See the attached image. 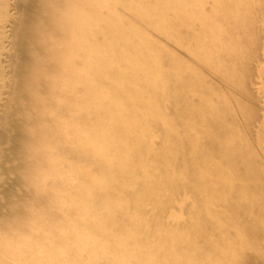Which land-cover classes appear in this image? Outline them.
I'll return each instance as SVG.
<instances>
[{
    "label": "rangeland",
    "instance_id": "1",
    "mask_svg": "<svg viewBox=\"0 0 264 264\" xmlns=\"http://www.w3.org/2000/svg\"><path fill=\"white\" fill-rule=\"evenodd\" d=\"M95 1L91 0L90 87L85 89L81 86L75 74L68 83H62L64 64L56 71L57 75H52V82H56L53 86L45 82L46 73L34 67L32 73L42 79L44 86L48 84L50 91L45 95H31L34 100L40 101L37 106L28 108L31 121L25 125L26 138H21L19 129L13 124L9 125L10 138L8 134L3 138L0 135V197L8 196L4 199V208L13 206L23 209L21 216L14 211L0 215V264H14V259L19 264H243V256L253 257L258 264H264V188L250 190L251 184L248 182L244 188L240 187L242 184L238 186L230 196L220 192L211 203L213 214L209 210L204 219L198 220L200 223L192 213L195 207L188 188L181 189L167 203L163 209L162 222L149 218L156 210L154 204L147 202L143 211L137 212L135 205L129 202L124 206L126 212L129 210L132 215L146 218L143 224L146 228H159L150 230L154 235L145 244L131 237L135 234L133 231L127 235L119 232L120 223L110 220L114 211L121 207L116 205L118 202L114 196L109 199L115 203L113 209L104 205L86 208L84 203L89 197L86 199L87 193L81 187L83 183H93L94 178H100L95 176L101 175L99 172L106 170L104 165L111 163L104 158L107 155L104 148L91 149L94 155L85 150L87 144L89 148L103 147L107 141L103 128L112 124L113 130L116 128L132 135L137 141L147 143L142 135L139 136L141 133H135V128L124 127L129 125L126 120L129 117L126 115L124 118L122 113L127 112V106L138 97L141 101L147 99L146 102L154 103L152 108H142L141 112L150 111L161 120H155L156 132H152L153 129L150 135H144L150 143L147 144L155 149L149 154L151 157H184L183 167L179 170L189 173L191 166L185 160L209 157L206 153L209 144L215 148L210 157L214 158V167L219 168L212 174L218 184L220 182L219 188L231 177L239 176L243 183L242 174L247 168L248 175L256 173L263 180L262 1L244 0V3L252 6L247 9L238 3L228 7L224 4L226 0H103V11L96 9ZM0 6L5 10L0 9L1 28L6 15H15L18 6L16 0H0ZM49 7L46 5V9ZM19 8L22 9V6ZM61 15L64 16V12ZM98 15L102 16L103 21L107 19V32L123 33L125 36H120L118 42L113 41L112 47L119 49V52L112 60H108L110 46H104L98 31H95ZM10 29L11 26L5 22L6 36L0 50V69L6 80L11 77L10 54L14 52ZM40 34L44 32L41 30ZM77 57H74L73 62ZM56 59L60 60L58 56ZM103 67L105 74L101 75ZM177 81L182 85L179 88L171 85ZM123 85L128 92L122 88ZM111 88L110 97L116 104L96 92ZM145 89L151 91L150 97H142ZM7 91L6 87L0 89V103L7 98ZM59 91L68 92L66 95L76 99L71 113L72 134L65 130L67 119L55 112L51 105L38 109V105L44 104L49 97L56 102L59 98L64 102L73 101L59 97ZM104 92L107 94L108 91ZM174 96H178L179 100H173ZM158 105L160 107L156 111ZM181 107L193 115L179 117ZM21 114L23 116L24 112ZM56 118L61 120V124L55 122ZM8 120H4L6 126ZM2 124L3 120L0 119V128ZM185 127L197 139L196 143L191 142L194 144L189 146L183 143L185 147L181 148L175 144L174 138L175 133H183ZM138 128H144V125ZM14 132L18 136H13ZM112 138L115 139L114 133ZM67 145L72 147L73 156L68 157L65 153ZM128 145L130 143L127 140L121 142L122 147ZM56 146L60 150H56ZM197 150L200 151L193 156ZM41 151L45 154L41 155ZM5 154L8 156L4 157ZM112 154L114 151L108 155L114 157ZM120 155L123 158L126 154ZM231 157H235L233 162ZM198 165L201 167L199 170H202L203 166ZM152 167L151 164L146 165L130 177L125 176L128 173L114 175V183L109 184L112 190H116L115 194L129 197L130 191L135 188L127 184L138 181L143 170ZM193 168L198 167L195 165ZM253 168H256L254 172ZM212 169V166L207 167L209 172ZM184 176L183 182L191 186L197 184L194 178L187 174ZM105 178L97 185L102 184ZM35 194L42 196L39 199L41 202L30 201ZM229 201L246 205L250 220L243 221L242 213L236 215L239 207L227 209L225 203ZM224 211L225 217L218 218L217 215ZM94 214L99 221L98 228L104 226L108 229L109 237L96 235L100 240L91 250H87L73 239L79 231L88 233L82 227L89 226L86 224L87 219ZM125 224L129 226L134 223L126 221ZM181 225L184 228L189 225L202 228L196 231L199 235L193 232L184 234L195 240L191 243L199 247L197 250L188 251L184 244L170 242L168 234L173 233L168 230L173 229L178 234L179 231L174 227ZM246 225L251 227L252 233L254 230L259 233L251 236L246 232L243 234L241 230ZM180 236L182 234L176 238ZM84 240L88 241L86 238ZM9 243L20 247L25 254L11 257L6 248ZM146 251L150 252L143 259ZM160 252L162 254L157 256Z\"/></svg>",
    "mask_w": 264,
    "mask_h": 264
},
{
    "label": "bare ground",
    "instance_id": "2",
    "mask_svg": "<svg viewBox=\"0 0 264 264\" xmlns=\"http://www.w3.org/2000/svg\"><path fill=\"white\" fill-rule=\"evenodd\" d=\"M102 1L103 0L95 1L97 4L96 9L98 11L102 9ZM261 1L263 3V6L261 5V10L264 11V0ZM225 2L226 3L224 4H226L228 7H230L232 3H238L247 9L252 7L250 4L244 3V0H226ZM16 5L18 6L16 7V14L12 16L6 15L5 18V22H7V24L11 26V29L9 31L10 36L12 37L11 45L14 49V52L13 54H10L11 66L9 71L11 72V77L6 80V77L2 74V70L0 69V80H2L3 82L0 85V89L5 87L8 88L7 98L2 101L3 103H0L1 112H3L0 114V119L3 120L2 127L0 128V135L3 138L6 134H8L10 135L8 138H10L11 134L9 133V125L12 126L13 124L17 129H19V135L22 139H24L27 137L25 136V125H27V123L31 121V119H29L30 114L28 108L31 107V105L37 106V103L40 101L34 100L31 95L37 93H42L45 95L50 91V86L48 84L44 86V82L42 81V79H38L36 75L32 73L31 70L34 67H39L44 73H46L44 76L45 82L53 86L56 82H52V75H57L56 71H58L61 64H64V71L62 76L64 78L61 79L62 83H68L73 74H75L76 81H79L81 86H83L85 89H88V86L90 87L88 69L90 65V40L92 36V27L90 25L91 0H16ZM46 5H50V7L46 9ZM19 6H22V9L19 8ZM24 6L26 7L25 9ZM0 9L5 11L1 6ZM61 12H64V16L61 15ZM97 20L98 24L95 31H98L100 35L98 37L101 38V42L103 41L104 46H107V44L110 46L108 60H112L119 52V49L117 50L115 49L116 47H112L113 41L118 42L120 36H122L121 38H124L125 36L123 33L113 34L110 31L107 32V28L109 25L106 21L107 19L103 21L102 16L98 15ZM5 22L0 28V50L2 48V41L6 36L4 35ZM41 30L44 32V34L42 35L40 34ZM105 49L107 48L105 47ZM57 56L60 58V60L56 59ZM75 56L78 57L73 62ZM103 69L104 67L101 68V75L105 74V71H102ZM116 84L119 85V82H117ZM171 85H175L176 88L182 86L179 81ZM72 86L73 84L70 85V87ZM122 88H125L126 90V87L124 85L122 86ZM111 90L112 88L109 90H96V92H99L98 94H102L105 98L110 99L112 104L113 102L116 104V101L112 97H110V95H112V93L110 92ZM2 91L3 89L1 90V93ZM104 91H108L107 94ZM150 92L151 91L149 89H145V92H142V97H150ZM67 93L68 92L65 91H59L57 95L59 97L68 98L71 101L73 100L72 102H64L60 98L58 99V102H56L51 97H49L44 104L42 103L38 105V109L43 108V106L51 105V108L55 112H58L59 115L67 119V122L65 123V130L68 134H72L73 117L71 116V113L75 107L76 102L74 100L76 99L75 97L66 95ZM173 100H179V97L174 96ZM146 101L147 99L141 101L138 97L133 104L127 106L129 110L125 113H122V116H124V118L126 115L127 117H129V119H126L128 120L127 123L129 125L124 127L135 128V133H141L139 136L142 135L143 139L147 143H149V141L144 138V135H150L153 129L154 130L152 132H156L157 127L155 126L157 124L155 125V120H157L158 122H160L161 120L157 117V115L151 113L150 111L148 113L141 112L142 108L150 109L154 106V103L152 101ZM159 107L160 105L157 106L156 111L159 109ZM180 109L181 116L179 117L188 118L193 115V113L189 115L190 112L187 109H184V107H181ZM22 112H24L23 116L21 114ZM135 113H137V115ZM7 118L9 120L7 122L8 125L6 126L4 120ZM55 122L61 124V120L57 118L55 119ZM141 124L144 125V128H138L141 126ZM103 130L104 136L107 140L102 145L103 147L89 148V144H87L85 146V150L89 151V154L90 152H93L92 154L94 155L95 152L91 149L101 150L102 148H104V150L106 151L105 154H107L104 158H106L111 163L104 165V168L106 170L104 172L100 171L99 173L102 174L95 176L100 178H94L95 180L93 183L82 184L81 182V187L84 189V192L87 193L86 199L87 197H89L87 201H85L84 207L92 208V206L104 205L107 208L111 207L113 209V205H115V203L110 202L109 199L114 196V198L118 202L116 203V205H120L121 207L118 211H114L112 217H110V220H117L120 223L118 231L124 235H127L128 232H135V234L131 235V237L137 239L140 243L148 244L150 236L154 235L150 232V230H159V228H146L144 227L145 225H143L147 220L146 218L137 216L136 214L132 215L129 210H127L126 212V208L124 206L129 202H131L130 204L135 205L137 212H140L141 210L143 211L144 206L147 202L154 204L156 210L153 211V214L149 218L153 221L162 222L164 220L163 209L165 208L167 203L174 198V195H178L181 189L188 188L192 194V199L195 207L192 213L195 215L196 221L199 222L207 216L209 210L213 214L214 209L211 208V203L216 196L220 195V192H222V195L228 193V195L230 196L232 192L237 190L238 186L242 184L240 187L244 188V186L248 182L251 184L250 190L255 188H264V178L263 180H260V178L256 176V173L248 175L247 170L249 168L244 170L242 174L243 183H241V178L239 176L231 177L227 181H225V184H223L219 188L220 182L218 184V182L212 176L214 172L219 171V168L218 166L214 167V158L210 157L211 152L215 151V148L213 146H210L209 144L207 146L209 150H207L206 152L209 157H195L193 159L185 160L191 166L189 173H186L179 170L183 167L184 157H151V155L149 154L153 153L155 149L147 143L137 141V139L132 135H128L126 133L118 131L116 128L113 130L112 124L107 126L106 128H103ZM169 130H172V128H170ZM182 131L183 133H181L180 131L175 133L174 142L176 145H179L181 148H183L185 147L183 143H186V146L196 143L197 136L193 135V133L191 134L190 131L187 130V127H185ZM112 133H114L115 139L112 138ZM13 136H18V134L14 132ZM93 136L94 135H91V137ZM54 139L55 138L52 137V141H54ZM69 140L70 138H68V141ZM126 140L129 141L130 145L122 147L121 142ZM56 150H60V147L56 146ZM64 151L68 155V157H70V155L73 156L72 147L70 145H67V147L64 148ZM111 151H114V154L111 155L114 157H110L108 155L111 153ZM199 151L200 150L195 151L193 153V156H196V153ZM122 153L126 154L125 156H123V158H121L120 155ZM40 154L44 155L45 152L41 151ZM163 154H165V152H163ZM6 156L8 155L5 154L4 157ZM231 159L233 162L235 160V157H231ZM197 163L203 166L202 170H199V168L201 167ZM150 164L153 165V169L148 168L146 170H143L142 175L138 179V181L134 180V182L127 184L129 185L128 187L133 186L135 188L133 190L130 189L131 191L129 197H124L118 195L117 193L115 194L116 190H112V185H110L114 183V178H112V176L128 173L125 176L130 177L134 174L139 173L142 167ZM195 165L198 167L197 169L193 168V166ZM208 166L213 167L210 172L207 170ZM225 166L227 167L228 165L225 163ZM253 169L254 172L256 168ZM184 174H187V176L194 178L197 184H195V186H191V184L189 185V183L183 182V179H185ZM104 177L106 178L103 180V183L99 184L100 186L97 185V183H99ZM18 179L23 180L22 177H19ZM120 183L123 184L122 181ZM118 186L121 187L119 183ZM124 186H126V184ZM120 190L122 192L123 188H121ZM7 197L8 196L5 195L0 197V200H2L0 201V203L1 205H3V207L0 208V215H8L5 214V212L14 211L21 216L23 214V209L21 208L15 209L13 206L4 208V199ZM40 198H42L41 195L35 194L32 195L30 201L41 202V200H39ZM230 198L231 197H229L228 199ZM90 199H92L93 201H91ZM225 204H227V209L229 210L235 207H239L236 215L238 213H242L243 221L250 220L248 217V209L246 205L239 204L237 202L233 204L231 201ZM225 213L226 212L224 211L222 214H218L217 217L223 218L225 217ZM131 215L133 217H131ZM101 218L102 216L99 214V219ZM126 221H132L134 224L128 226L125 224ZM97 222L99 221L96 220V214L92 215L91 218L88 217L87 223H85L89 226L82 227L83 229L88 231V233L79 231L76 233L77 237H74L73 240L79 241L81 243V246H83L87 250H91L97 240H100L96 235L101 238L109 237V230L104 226L98 228L99 226ZM191 228L192 225H189L185 228L184 225H181L177 228L174 227V229L179 231L178 234L173 229H169L168 232L173 233L172 235L168 234V237H170V242H177L176 244H184L186 250L188 251L190 249L197 250L199 247H195L196 245H193L191 243V241L195 240H193L192 237L184 236V234L193 232L194 234L199 235V233L196 231L202 230V228ZM241 231L243 234L244 232H246L250 236L253 233H259V231L255 230L252 233L251 227H247V225ZM159 233L160 232L157 233L158 236H160ZM179 234H182V236L176 238V236ZM85 238L88 241H85ZM147 249L149 250V248ZM155 249L156 247L153 250V254H155ZM149 252L150 251L145 252V254L143 255V259ZM164 252L167 253L166 251ZM161 254L162 252L156 255L160 256ZM242 261L243 264H258L255 260H253V257L249 256H243Z\"/></svg>",
    "mask_w": 264,
    "mask_h": 264
},
{
    "label": "clouds",
    "instance_id": "3",
    "mask_svg": "<svg viewBox=\"0 0 264 264\" xmlns=\"http://www.w3.org/2000/svg\"><path fill=\"white\" fill-rule=\"evenodd\" d=\"M6 248H7L8 254L13 258H16V257H19L25 254L23 250L15 244L9 243L8 245H6ZM14 264H19V261L14 259Z\"/></svg>",
    "mask_w": 264,
    "mask_h": 264
}]
</instances>
